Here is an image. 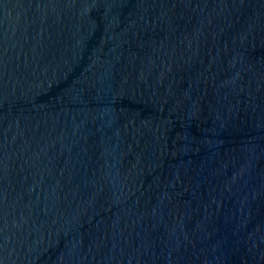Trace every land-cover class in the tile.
I'll return each mask as SVG.
<instances>
[{"label": "water", "instance_id": "water-1", "mask_svg": "<svg viewBox=\"0 0 264 264\" xmlns=\"http://www.w3.org/2000/svg\"><path fill=\"white\" fill-rule=\"evenodd\" d=\"M0 264H264V0H0Z\"/></svg>", "mask_w": 264, "mask_h": 264}]
</instances>
